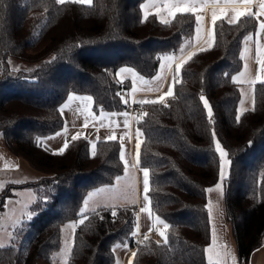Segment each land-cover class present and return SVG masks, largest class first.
I'll list each match as a JSON object with an SVG mask.
<instances>
[{"label":"trees","instance_id":"obj_1","mask_svg":"<svg viewBox=\"0 0 264 264\" xmlns=\"http://www.w3.org/2000/svg\"><path fill=\"white\" fill-rule=\"evenodd\" d=\"M140 1L61 5L57 0H0V140L12 156L24 158L41 173L0 189V205L13 187H29L35 193L31 214L21 220L24 226L17 230L16 225L14 239L0 248V264H13L19 248L24 249L23 264H38V258L55 264L63 223L81 216L85 195L125 175L118 140H97L93 157L85 137L70 139L62 155L53 154L39 137L62 126L59 105L68 92L89 94L95 110H121L122 89L129 82H118V66L129 65L149 77L161 54L187 49L194 14H177L165 25L149 13L142 23ZM256 25L247 18L237 25L218 21L210 50L197 49L190 61L185 59L174 96L164 103L137 105L135 125L143 133L137 166L149 169V207L152 218L158 215L170 226L169 244L163 247L164 240L145 231L127 252L126 264H207L210 222L205 190L218 182L220 167L213 128L232 160L222 203L240 263L247 264L250 252L261 243L264 83L253 85L252 105L240 115L239 86L232 80L242 65L244 38ZM11 58L23 65L12 66ZM201 95L212 105L214 123L208 120ZM94 209L86 211L83 224L76 221L63 264H118L117 248L132 241L136 201Z\"/></svg>","mask_w":264,"mask_h":264},{"label":"crops","instance_id":"obj_2","mask_svg":"<svg viewBox=\"0 0 264 264\" xmlns=\"http://www.w3.org/2000/svg\"><path fill=\"white\" fill-rule=\"evenodd\" d=\"M150 3L156 4L159 7L160 11L163 12L165 0H141L139 3V8L142 16H144V11H145L142 5L150 4ZM259 3L260 1L252 0L251 5H245L243 3H240L237 6L240 7L241 9L245 7H251V10L253 12H258ZM224 6L225 5L223 3H221L219 6H215L213 0H208V2L204 5V7L199 9L197 13V14H202L204 17L202 32L197 33L196 23H194V27L190 38V43L187 49L181 53L170 51L161 54L159 57L157 69L153 75L149 77L142 76L138 74L136 70L129 65H120L116 68L115 70L116 78L120 81L127 80L129 82L128 86L126 88L124 87L121 93V97L123 99L129 100V104L127 105V107L125 106L121 110H113V111H107L103 109L95 110L93 108L91 101L90 104L88 105V109L92 113H95L97 120L95 122V126H93L94 122L91 120V118H89L88 126L84 127L85 116L87 114L85 111L86 102L73 101L68 109H65L62 113L60 112L63 117L62 126L58 130L50 134L40 136L39 137L40 143L46 146L47 148H49L52 152H57L59 148L63 146L65 140L69 141L77 133H80L82 137H87V139L89 140V146L91 148V144L95 143L98 140L97 137H99V139H106L108 135L113 134L114 132L115 135L117 136V140L119 141L121 135L125 131H128L130 133L131 139L129 140L128 137L124 138L123 151H124L125 159L129 161V166L131 168V165L135 163V159H136L137 127L135 125L136 114L130 112L128 110V106L140 105L139 103H134L133 101H139L144 99H151V100L158 99L160 95H163L165 92L168 91V86L169 83L172 81L176 65L179 64L181 60H185L188 57V55H190L193 51L201 48H207L210 46L208 40H209V34L212 31V25H211L212 13L215 10L217 15H221L219 8ZM147 11L148 14L149 13L156 14L157 7L150 6L148 7ZM228 15H233V13L229 11ZM164 17L170 19V17H168L166 13H164ZM260 19L264 20V16H261ZM248 36L252 37L250 41L246 40V37ZM246 37L244 38L240 50L241 59H242L241 68L237 72H235L232 76L233 77L238 76L240 72L244 71L245 65L247 64L248 68L250 69V73H247L244 77H241V80L244 81L249 79L255 80L257 76H260L261 79H264V74H261L258 70V63L256 60L257 47L264 46V32H261L259 30L257 23L254 31L252 33H249ZM245 47H247L250 50L247 54L245 53ZM164 56H172L173 60L164 61L162 59V57ZM161 65H164V67H161ZM122 67L131 68L133 72L136 74L135 88L137 90L134 93L132 92V87H133L132 74L129 73V74H121L119 76L117 75L119 69ZM160 76L164 78L162 81L157 80V77ZM141 77L143 79H140ZM145 80L149 81V83L145 84L143 82ZM236 83L238 84L240 91V98L237 103V110L239 111L240 110L239 105L241 99L245 100L244 106L246 107L244 108H248L252 105L253 85H250L249 83L246 82L245 83L236 82ZM241 89L243 90L244 94H242ZM69 95L90 96L87 93L68 92L65 99L60 103L59 109H61L63 105L68 102L67 97ZM102 112L108 114L107 118L102 116ZM124 112H128L130 114L128 129H125V126L123 124L124 117L121 114ZM112 113H116V115L112 116L111 115ZM100 120H103L104 124L106 125L105 127L100 126V122H99ZM65 127H66V131H65ZM58 133H62V134L57 135ZM120 151H121V145L119 148V155H120ZM6 165H8V167H6ZM143 168L144 167H140L136 165L135 168L131 169L130 171L132 174L134 172L133 175L136 181L135 201L137 204V211H138L137 215L139 217V219L137 220V225H138V232L142 235L145 233V231L151 233L149 229L152 228V224H153L152 217H150L149 214L140 212V209L146 206V201L144 200V185H143V172H142ZM40 174H41L40 171L31 167L24 158L12 156L6 150V148H4L0 140V189L8 182H14V183H16V181L23 182L25 180L37 178ZM214 185L209 187H213ZM11 191L12 194L5 197L3 202L4 206H2L0 209V217L6 216L9 219L8 222L13 223L10 230L18 220L24 217L23 215L25 214L24 213L25 209H28V206L35 198L34 191L29 187H13ZM28 193H30V196L28 197L27 201L23 202L24 196ZM207 194L208 193L206 192V205H208ZM211 194L215 196V201H212ZM208 197L210 202H214L215 205L211 203L212 204L211 215H209L208 213V218L210 222V240L206 244L205 249L212 244V231L214 226L217 235L216 251H219L221 253L230 252L232 256H235L236 264H241L238 258L236 243L231 231L230 223L224 215L222 194L220 192H212L208 195ZM5 201H8L6 205H5ZM8 205H14V208H11L10 212L7 211ZM147 206L149 207V204ZM18 209H22V211L20 213H17ZM135 230H137V227ZM220 245H223L224 247L221 248L219 247ZM207 255L208 254L205 251L206 259H207ZM226 264H232L231 256L226 257ZM247 264H264V232L262 234L261 243L250 252Z\"/></svg>","mask_w":264,"mask_h":264},{"label":"snow or ice","instance_id":"obj_3","mask_svg":"<svg viewBox=\"0 0 264 264\" xmlns=\"http://www.w3.org/2000/svg\"><path fill=\"white\" fill-rule=\"evenodd\" d=\"M88 3L91 4L92 0H57V3L63 5L65 3ZM208 2V0H165L164 3V9L163 12L160 11L159 7L156 4H144L142 5V7L145 9L144 11V17L143 20L141 21L146 22L148 20V7L153 6V7H157V13L156 15L160 18V21L165 24L168 25L172 22L171 19L165 18L164 17V13L167 14L168 17L170 18H175V16L177 14H194L195 15V23H196V31L197 33H201L202 32V28H203V20L204 17L202 14H197L198 10L203 8L204 5ZM213 3L215 6H219L221 3H223L225 6L224 7H220L219 11L221 13V15H217L216 11L214 10L212 13V17H211V25H212V31L209 34V40L208 43L210 46H212L213 44V40H214V32H215V27L217 25V22L220 21L221 23H227L229 25H237L239 24V22L241 21V18H247V19H255L258 23V27L259 30L261 32H264V20H261L260 17L264 16V0H260L259 3V11L258 12H253L251 10V7H245L243 9H241L240 7H238L237 5L240 3H243L245 5H251L252 4V0H213ZM231 11L233 13V15H228V12ZM252 39L251 36L246 37V40L250 41ZM210 50L209 48H201L200 51H207ZM250 50L245 47V53L247 54ZM197 53H191L190 55H188L187 57V61H190L194 55H196ZM55 59V58H53ZM162 59L164 61H172L173 57L172 56H164L162 57ZM256 60L258 63V70L261 74H264V46H258L257 47V56H256ZM186 60H181V62L179 64L176 65L175 68V72L173 74V78L172 81L169 83L168 86V91L165 92L163 95H160L158 97V99L155 100H151V99H144V100H139V101H133L134 103H139L141 105L144 104H156V103H164L166 97H173L174 96V92L173 89L175 88V85L177 83L180 82L179 80V74L181 69L183 68L184 64L187 62ZM161 67H164V65H161ZM132 74V78H133V87H132V92L134 93L137 89L135 88V80H136V74L133 72V70L131 68H127V67H122L119 69L117 75H121V74ZM247 73H250V69L248 68L247 64L245 65L244 71L240 72L238 76H234L232 77V80L234 82H239V83H249L250 85H254L257 81H260L261 83H264V79H261L260 76H257L255 80L249 79V80H241V77H244ZM140 79H143L142 77ZM164 78L162 76L157 77L158 81H162ZM119 83H122V81H118ZM145 84H148L149 81L145 80L143 81ZM162 86V85H161ZM151 90V89H150ZM159 90V89H156ZM242 94L243 90L241 89ZM247 95V94H245ZM68 102L65 103L63 105V107L60 109V112L62 113L65 109H68L71 105V103L73 101H80V102H86L85 103V111H86V116H85V121H84V127L88 126L89 123V118H91V120L94 122L93 126H95V122L97 120V117L95 116V113H92L89 109H88V105L90 104V102L92 101V97L90 96H77V95H69L67 97ZM200 100L203 103L204 108L206 109L207 112V117L210 123H214L213 121V108L212 105L209 103L208 99L206 97H204L203 95L200 96ZM121 102L127 106L129 104V100L126 99H121ZM241 107H240V115H243V113L245 111H247L244 107V101L241 100ZM255 101L253 99V111L255 110ZM112 116H115L116 113H112ZM124 119H123V124L125 126V129L129 128V113L128 112H124L121 114ZM144 116H147V113L143 114ZM240 115L236 116V122L238 123L240 120ZM102 116H104L105 118H107L108 114L107 113H103L102 112ZM140 118H137V123L139 124ZM100 126L101 127H105L106 125L104 124L103 120H100ZM118 126V125H117ZM65 131H66V127H65ZM98 131V129H97ZM62 133H58L57 135H60ZM136 136H137V144H136V159H135V163L131 165V168L129 166V161L127 159H125L124 156V138L128 137L129 140L131 139L130 133L128 131H125L120 139H119V143L121 145V151H120V159L123 161L124 164V171H125V176L121 177V176H117L116 177V181L117 183H119L121 180H126V179H131L132 180V189L133 192L135 190V179L134 176H129V173L131 171V169H134L136 165H138L140 163V147H141V143L142 141L140 140V137L143 136V133L141 132L140 128L138 127L136 130ZM212 137L214 140V146H215V150L219 155V161H220V167H219V176H218V182L213 186V187H209L207 188L205 191L207 193H212V192H220L222 194L223 192V188L222 185L223 183L226 181V179L228 178V174H229V170L232 164V160L229 159V153L225 150V148L221 145V142L218 138H216V132L215 129H212ZM81 138V134L77 133L75 136L72 137L73 140L79 139ZM87 138V137H85ZM97 139L99 140V137H97ZM107 141H117V136L115 135V133L113 132V134H110L106 137ZM252 144V141H249V145ZM69 142L67 140H65L63 146L61 148H59V150L57 152H54L53 154H57V155H62L64 154V152L69 148ZM91 155L94 157L96 155V144L92 143L91 144ZM6 167H8V165H6ZM143 172V185H144V200L146 201V206L140 209V212H144L149 214L150 217H152V209L150 207H148L147 205L150 204L151 202L148 199V192H149V169L147 167H144L142 169ZM16 183H22V181H16ZM104 191H112V189H100L99 192H104ZM97 193H89L88 194V200H86L84 202L85 204V209L81 212V216H83V219H80L79 224H83L85 222V220L87 219L85 213L87 211V205L88 202L90 200H92V198L94 196H96ZM46 202V201H43ZM8 203V201H5V205ZM133 203H135V200H133ZM0 206H4V205H0ZM207 207V211L209 213V215H211L212 212V204L211 202L208 203V205H206ZM92 211H95V209H92ZM111 215L113 217L116 216V212L112 211ZM139 219L138 215H137V220ZM162 224L163 225V230H161L159 232L160 236L163 237L164 239V243H163V247L168 246L169 244V240H168V235H167V229L170 227L167 223H165L160 216H154V223L152 224V228H154L156 226V224ZM66 227L72 228L73 230H75L78 225L77 223H72L70 225H67ZM152 228L149 229V231L152 230ZM138 232V225H137V230L136 232H133L132 235L133 237H135V235ZM145 241L148 240V236L145 235L144 237ZM143 243V242H140ZM157 244H159V242H156ZM5 247V245L0 244V248ZM216 247H217V235L215 232V228L213 226V231H212V244L207 247L205 249V251L207 252V264H226V257L231 256V261L232 264H236V258L235 256H232L230 252H224L221 253L219 251H216ZM219 247L223 248V245H220ZM71 249V244L68 242V240H65V254H67L68 251H70ZM132 256L135 257L136 253H132Z\"/></svg>","mask_w":264,"mask_h":264},{"label":"rangeland","instance_id":"obj_4","mask_svg":"<svg viewBox=\"0 0 264 264\" xmlns=\"http://www.w3.org/2000/svg\"><path fill=\"white\" fill-rule=\"evenodd\" d=\"M10 64L12 66H21L23 65V62L11 58L10 59ZM243 101H245L244 99H241ZM241 102V101H240ZM241 107V103L239 105ZM243 107L244 106L243 104ZM134 174V172H133ZM131 172L129 174V176H134ZM125 175H122L121 177H124ZM100 189H112V191H104V192H99ZM135 190H136V181H135ZM135 190L133 192L132 189V180L131 179H126V180H121L119 183H113V184H108V185H102L99 186L98 188L92 189L90 190L84 197L80 210L83 211L85 209V204L84 202L86 200H88V194L89 193H97L96 196H94L92 198V200H90L88 202L87 205V210L90 209H94L98 206L101 205H112V204H128V203H132L133 200H135L136 198V193ZM210 193L207 194V202L209 203V195ZM30 196V193L26 194L24 196L23 202L27 201L28 197ZM211 198L212 201H215V196L211 194ZM212 204L215 205L214 202H211ZM28 205V204H27ZM14 208V205H8L7 207V211L10 212V209ZM22 211V209H18L17 213H20ZM25 214L23 215L24 217H22L20 220H18L14 226L12 227V229L10 230L11 226L13 223L8 222V218L6 216H2L0 217V244H6L9 243L10 241H12L16 235V231L21 229L24 224L22 225L21 223L23 221H21L22 219L26 218L29 214H31V210L28 206V209H25ZM138 213V211H137ZM82 218V216L78 217L77 219H69L66 220L63 223V231H62V243L60 245V247L53 253V261L55 264H63L65 257L67 254H65V240L67 239L68 242L70 243L71 240V234H72V228L66 227L67 225H70L72 223H76V221L80 220ZM152 221L154 223V217L152 218ZM18 225V227L16 228L17 230L13 231V228ZM163 230V225L157 223L156 226L154 228H152L151 230V235L153 237H155L157 240H164L163 237L160 236L159 232ZM10 231V232H9ZM136 232V230L134 231ZM139 233V232H138ZM13 237V239H12ZM130 244L131 241H126L123 245H121V247L119 246L117 248L118 251V258H119V263L118 264H126L125 261V256L127 254V252L132 249L130 248ZM23 257H24V249L23 248H19L16 252V256L14 258V262L13 264H23ZM38 264H45V262L41 259L38 258L37 259Z\"/></svg>","mask_w":264,"mask_h":264},{"label":"built area","instance_id":"obj_5","mask_svg":"<svg viewBox=\"0 0 264 264\" xmlns=\"http://www.w3.org/2000/svg\"><path fill=\"white\" fill-rule=\"evenodd\" d=\"M256 1H260V0H256ZM128 110L134 114L137 115V112L139 110V107L137 105H130L128 106ZM141 235L140 233L137 232V234L135 235V237H133L132 235V241H131V244H130V248H132L136 242H138L141 238Z\"/></svg>","mask_w":264,"mask_h":264}]
</instances>
